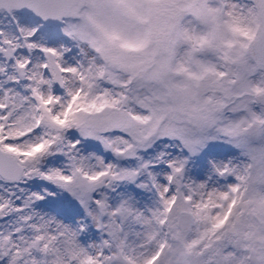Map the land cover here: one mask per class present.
Wrapping results in <instances>:
<instances>
[{
	"label": "snow or ice",
	"instance_id": "snow-or-ice-1",
	"mask_svg": "<svg viewBox=\"0 0 264 264\" xmlns=\"http://www.w3.org/2000/svg\"><path fill=\"white\" fill-rule=\"evenodd\" d=\"M0 264H264V0H0Z\"/></svg>",
	"mask_w": 264,
	"mask_h": 264
}]
</instances>
